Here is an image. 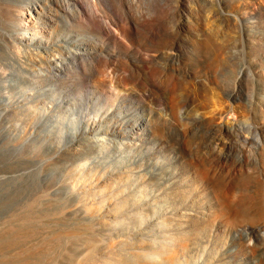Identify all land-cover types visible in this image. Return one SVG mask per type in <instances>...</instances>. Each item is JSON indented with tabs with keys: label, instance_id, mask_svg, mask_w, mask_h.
Wrapping results in <instances>:
<instances>
[{
	"label": "bare ground",
	"instance_id": "bare-ground-1",
	"mask_svg": "<svg viewBox=\"0 0 264 264\" xmlns=\"http://www.w3.org/2000/svg\"><path fill=\"white\" fill-rule=\"evenodd\" d=\"M16 1L18 2V0ZM40 1L41 4L39 5L38 3H35V0L33 4L28 5L25 9L21 8V6L20 9L23 10L20 12L17 11L16 13L14 12L15 14H11V16H14L9 18H13V22L16 26L13 25L19 29H26L31 21L38 19L40 21L45 10H47L50 14V17L47 16L50 18L48 21L52 24L54 29L52 30L51 28L48 30L46 27L42 31L47 37L45 42L48 43L49 38H53L52 33L57 30L59 22H61L66 28H69L70 34L61 39L62 42L71 45L75 49L73 52L70 50L71 48L69 49L65 47L69 50H66L64 53L69 55L70 60H74L71 62L77 73H82V66H79L77 64L79 62L76 63L75 61L82 58L85 59L84 56H89L90 58V55H94L97 51L110 52L112 55L114 51L103 44L102 38H111L115 41L120 35L117 36V34H115L116 29L113 30L114 28L112 29V26H109V22H106V20H100L102 19L99 18L101 15L99 16V14H97V9L99 8L98 0H88V2L86 1V4L82 3L81 0H71L74 2V5H72L74 6L73 10L72 8H69L70 5L66 4L67 1H65L67 6H64L65 4L59 5L57 2L58 0ZM217 1L220 2L222 6L227 7L229 3L234 0ZM45 2H48L50 7L45 5ZM146 2L149 3L148 0H122L121 2L126 14V25L123 23L124 26L121 28L123 34L121 35H132L136 38L138 36L140 38V35L143 36V41L147 45V50H145V54H142L143 51L140 53V50L138 54H133L130 59L129 66L131 68L129 72H126L128 69H122L125 68L126 65V62L122 61L125 63L121 68L123 73L121 71V73H118V69L117 71L115 70V72L122 75L119 76L114 72L119 79H117V77L115 79L116 82L112 79L113 83L110 82L109 86L110 90L112 89L113 92L115 91L116 99L120 98L124 100L123 98L131 95L135 100L140 98L139 100L143 103L140 105L138 104L140 101L137 100L138 105L136 104V108L137 113L139 114L136 116L135 124L130 127L129 130L122 131L116 126V124H112L108 127V131L112 135L119 137L123 136L127 139L131 138L142 143H147L153 147H168L169 150L171 149V152L174 153L175 159L179 165H181L184 170H187L186 179L181 183L177 190H171L172 193L169 195V198L173 203L179 206L181 212L179 214L177 213L178 215L176 216H165L163 219L161 218L162 220L156 222V230L160 227V230L163 232L162 235L160 234V237L156 236L158 239H154L155 241L153 242L151 241L152 239L150 242L143 241L142 237L145 234V231H135L132 229H125L124 232L121 231L114 238L111 236V230L118 227V218H121V215L124 216L123 213L128 208L130 202L129 195L128 197H124L116 191L117 193L114 195V198H110L109 195L112 192L111 187L105 189L104 185L100 183V180H96V182L93 183L82 179L79 182L76 181L75 183L73 181V184L64 186V189H66L64 199L60 198L61 196L54 198L56 197V194H58V192L54 194L56 190H53L54 192L49 191V189H45L48 191H35V185L39 182L38 180L41 179L38 178V180H36V175L34 173L27 174L26 172L28 169L26 168L24 169V171L26 170V174L19 172L18 170L23 169L19 166L16 167V171L19 173L9 175L11 172L8 174L7 171L8 177H5V171L2 172L3 174L5 173L4 177L0 178V185L2 188H6L7 191L4 194L11 197L12 201L14 199L18 203L16 204V208H13V210L11 209L7 214H3V216L1 215L0 217V264H176L177 252L184 248L185 245L203 243V233H206V231H211L212 234L209 235V240H213V242L220 238V235H230V237L226 239L229 241L226 242L225 240L226 243L224 242L221 258L211 262V264H264V83L260 80V77L264 74V22L254 20L253 22H249L242 26L240 34L241 41L239 44L242 50H244L242 52L243 57L241 59L240 52L233 53L232 57L229 56V62L242 60L241 65L238 66L240 71L251 80L253 84L252 87L255 85V89L253 87L251 90L254 91L249 101L261 112L260 129H262V132L259 133L258 129L255 127L242 126L238 123H234L232 127L230 126V128H226L223 125L215 124L214 121L209 119L191 117V111L194 105L193 90L190 91V89L193 88V85H191L192 80H195L197 83H201V80H196V75L193 72H190L187 68L185 71L184 69L180 70V61L176 54L183 43L181 40L182 37H180L181 34L190 29L187 11H185V8L184 10H178L175 8L178 19L174 18L177 21L174 24L172 23V27L168 23L170 26V28H168L165 25V19L170 14V11H167L162 7L159 9L157 6L158 11L156 10V14V11H153V15L152 13L151 15H146L145 12H140L143 9L139 8L140 5L142 6V4ZM164 3L165 1L163 4ZM259 10V13L264 15V6H260ZM171 12L173 13V11ZM116 17L118 16L116 15ZM108 20H111V18ZM120 25H122V22ZM80 27L86 28V33L79 30ZM90 31L96 32V35L90 36ZM118 34H120V32ZM26 35L28 34L26 33ZM128 37L129 36H127V38ZM13 38L29 43H36V39L33 36H23L20 38L15 36ZM121 38L122 37L119 39L122 41L125 39L124 37L123 39ZM9 41H7L8 44ZM130 41H132V39ZM7 42L4 41V43ZM126 42L128 45L129 41ZM10 43H12V41ZM139 44H142L143 46L145 45L143 43ZM129 45L132 44L130 43ZM100 56L103 57L104 55ZM100 56L98 58H100ZM209 57L210 56L207 58L205 57L207 62L204 63L212 61L213 64L211 62L208 64H212L214 67V64L218 63L216 62L218 57ZM52 59L54 58L52 57ZM105 59L108 61V58ZM117 59L120 58L117 56ZM86 61L90 60L87 59ZM65 62L59 58H55L52 62L50 61L52 71L49 72L50 75L47 74L46 77L42 74L45 77L44 79L59 81L60 77L58 74L56 75L55 72H64L66 70L64 68L67 67ZM83 62L85 63V61ZM113 62L110 64L111 67L115 66ZM191 63L195 62L193 61ZM90 64L95 65L92 64L91 61ZM105 65L107 64L105 63ZM116 68L117 67H115V69ZM209 68L210 69H208L206 75H204L206 78L211 79L214 78L217 73V71H215L216 65L214 68H211V66ZM102 69H105V67ZM109 70L111 72V69ZM92 72H94V76H96L95 80L98 78L97 76L100 74L102 76V73H105L100 72L95 68L91 73H88V75H91ZM110 75L114 74L110 73ZM159 75H164L167 89L166 91H158V93H155L156 90H153V88H155L153 82L156 81L155 78ZM41 77L42 76H40V78ZM162 77L156 79L158 81H164V79L160 80ZM100 78L102 80V77ZM110 78L113 77L111 76ZM108 79H105L106 83L109 81ZM61 80H63V78ZM99 80L100 79L98 78V82H105V80ZM126 82H129V84L131 83V89H118V85H113L114 83H122L125 85L127 84ZM69 90L72 91L73 86H68V90H65V92L68 93ZM178 90L182 91L179 95L177 94ZM122 91H126L127 94L122 93ZM160 103L161 106H163L165 116L168 119L164 122L153 123L151 122L153 109H158L157 106H160ZM222 113L223 109H218L213 115L215 118H219ZM144 116H147V118H144ZM91 125L95 126L93 122ZM3 133L4 132L1 134ZM3 135L9 137L7 134ZM60 139L61 138L53 141V144H55V152L60 151V147H58ZM23 143L24 140L21 141L19 139L16 146H12V148H9L10 150L7 151H17L18 155V152H20L18 151V148L22 147V150L24 148ZM4 152L5 151H2V154H4ZM15 153L16 152H14V154ZM22 155L20 157H15V159L20 165L23 163L22 165L24 166V163H33L32 160L34 161L36 152L34 148L27 149ZM6 156L7 155H5V157ZM12 161L10 159V164H12ZM63 162H65V160ZM7 165L9 164L7 163ZM35 166L34 168H36ZM9 168H11L10 165ZM10 171L12 170L10 169ZM37 171L35 173H38ZM13 172H15V170L12 171V173ZM40 176L42 175L40 174ZM125 178L126 175L122 178L115 177L112 181L116 185H122V183H125L126 181ZM43 182L41 180V183ZM61 184L63 183L61 182ZM58 187L61 188L62 185L61 187ZM2 188H0V190ZM30 190L31 193H28ZM4 196L5 195H3V197ZM3 204L6 205L7 203ZM6 206H8V204ZM136 211L137 209L135 212ZM127 214H129V212ZM133 215L131 214V216ZM128 218H130V216H128ZM73 228L76 231H79V233L69 232V230ZM148 233L149 232H147V234Z\"/></svg>",
	"mask_w": 264,
	"mask_h": 264
},
{
	"label": "rangeland",
	"instance_id": "rangeland-1",
	"mask_svg": "<svg viewBox=\"0 0 264 264\" xmlns=\"http://www.w3.org/2000/svg\"><path fill=\"white\" fill-rule=\"evenodd\" d=\"M65 1L68 2V3L66 2L67 5H70V7L69 6L68 7L70 9L72 8L73 10L74 7L72 6L74 5L73 1L58 0L57 2L59 5L62 4L64 5ZM81 1L84 4L88 2V0H81ZM98 1H99L98 3L99 6L98 4L97 6L99 8L97 7L98 8L97 14H99V16L101 15L99 18L102 19L100 20L101 21L106 20V22H109V26L110 27L112 26L111 28L112 29L114 28L113 30L116 29L115 34H117V36L119 35L120 36L115 41L111 38H102L103 44L106 47L110 48L112 51H114L112 55L110 52L97 51L94 55H90V58L89 56H87L88 58L84 56L85 59L82 58L83 60L80 59L81 61L80 60L75 61L76 63L79 62L77 63L79 66H82L81 67L82 73L80 72L77 73L75 72V68L72 65V62L74 60H70L69 55H66L67 53H64L66 52V50H69L70 48H71L70 50L73 52L75 51V49L71 45L62 42V39L70 34L69 28H66L61 22H59L61 24L56 22L58 23V25L56 24L58 28L57 30H55V32L53 31L52 33L53 38L52 39L49 38V41L47 43L45 42L47 40V37L44 35L42 31L46 27L48 28V30L51 28L52 30L54 29L52 24L48 21L50 19L48 18L50 17V14L48 13L47 10H45V13L43 17L40 18V21L39 19L33 20L30 22V24H28L29 26H27L26 29L24 28L19 29L15 27L16 25L13 22V18H9V17L14 16V15L11 16V14H15L17 11L20 12L21 10H23L20 9L21 6H22L21 8L25 9V7H27L28 5L33 4L35 0H18V2L16 0H0V20H1L0 32L2 31L1 32L2 34L0 33V53H1L0 54V130H1L0 131V178H3L5 175V173L3 174L2 172L6 171L5 177H8L7 171L8 174L11 172L9 175L12 174L15 175L19 172L25 173L26 170L24 171V169L26 168L28 169V171L26 172L27 174L34 173L36 175L35 176L36 180H38L39 178L42 180V182L44 181L43 183H41V180H38L39 184L36 183L35 185L36 188L34 189L35 191L36 190L48 191L45 189H49V191L56 190L54 194H56L57 192L58 194H56V197L54 198H58L61 196L60 198L63 199L65 198L66 195V189H64V186L73 184V181L76 183V181L79 182L82 179H85L87 181L94 183L96 182V180H100V183L104 185L105 189L111 187L112 192L109 195L110 198L111 197L114 198V195L117 192H119V194L124 197L125 196L128 197L129 195V199H130L129 206L126 209V211L123 213L124 216L121 215V218L120 217L118 218L119 219L117 222L118 227L111 230V234H112L111 236L115 238V236L118 235L121 231L124 232L125 229H132L135 231H145V234L142 237L143 241L150 242V240L152 239L151 241L153 242L157 240L158 237H160V234L162 235L163 232L160 230L161 229L160 227H158L159 229L157 228L156 230V226H157L156 222H159L165 216L166 217L176 216L181 212L179 206L173 203V201L169 198V195L172 193V191L177 190L181 185V183L186 179L187 170H184L181 167V165H179V163L175 159L174 153H172L171 149L169 150L168 147H163V148L153 147L147 143H142L140 141H136L131 138L127 139L123 136L119 137L116 135H112L108 131V127L111 126L112 124H116V126H118L122 131L129 130V128L135 124L136 116L139 114L137 113L136 104H137V100L140 101L139 100L140 98L135 100L130 95L123 98L124 100L120 98L116 99L117 97L115 96L114 93L115 91L113 92L112 89L110 90L109 86H110V82L113 83L112 79L115 80L118 77L117 75L119 76L122 75V74H118L120 71L122 72L124 69H128L127 71L125 70L126 72L130 71L131 67L129 65H130L131 57L133 56V54L136 55L140 51H141L140 53H142L143 51L142 54H145L146 52L145 50H147V45L146 43H144L143 41L144 38L141 35L140 38L139 36L136 38L133 37L132 35H125V34H124L125 36L121 35L123 34L121 28L124 26L126 20L125 18L126 14L124 12L125 10L123 9L121 3L122 0L121 1L98 0ZM148 1L149 3L146 2L144 3L145 5L144 4H142V6L140 5L142 8L139 6L140 9L143 10L145 9L144 11L142 10L140 12H145L146 15L149 14L151 15L153 11L154 12L156 10L158 11V8L160 9L161 7L165 8L167 11L169 10L170 11V14L168 15L169 18L167 17L165 19L167 21V22L165 21L166 23L165 25L168 28H170L169 24L172 27L173 24L177 21L174 19L177 18V13L175 8L178 10H184L185 8V11H187L188 20L190 23L189 28L192 30L189 29L181 34L180 37L183 38V39L181 38L183 43L181 44V47L179 48V51L176 54L178 55L177 57H179V61H180L179 66H181L180 70L184 69L185 71L188 69L190 72H193L196 75L197 77L196 80L197 79L198 81L201 80L202 83V84L200 82L197 83L195 82V80H192L191 85H193L192 86L193 88L191 89L189 88L190 91L193 90L192 93L194 96V105L191 111V117H201V118L209 119L214 121L215 124L223 125L226 128L227 127L230 128V126L232 127L234 123H238L241 124L242 126L255 127L258 129L259 133L262 132V129H260L261 112L260 110H258V108L255 107V105H252V103H250L249 101L254 91L251 90L253 87L255 89V85L252 87L253 84L251 80L246 75H243L244 73L240 71V68L238 66L241 65V61H242L241 59L243 57L242 52L244 51L242 50L239 44L241 41V35H240L241 28L245 24H248L249 22H253L254 20L264 22L263 19L264 15L259 13L260 6H264V0H234L231 3H229L227 7L222 6L220 2H218L217 0H148ZM164 1L165 3L163 4ZM35 3L36 4L38 3L39 5L41 4V1L36 0ZM66 4L64 6H67ZM45 5L50 7L48 2H45ZM119 5L121 6V8ZM157 11L155 12V14L157 13ZM171 11H173V13ZM153 14L154 13H152V15ZM45 15L46 17L47 16L48 17L46 18ZM116 15L118 17H116ZM110 18L111 20H108ZM118 20L122 22V25H120L121 22ZM10 25L12 26V30ZM80 28L79 30L81 31L84 32L87 31V29L84 27H80ZM28 32H30L31 34ZM117 32L118 33L120 32V34H118ZM26 33L28 35H26ZM90 34H91L90 36H93L96 35V32L90 31ZM15 36L19 38L23 36H33L36 39V43L20 41L19 39L13 38ZM127 36L129 37L127 38ZM120 37H122L121 39H123V37L125 38L123 40L124 42L119 39ZM8 38L9 40L12 41V43L13 42L14 43L13 44L10 43L11 41H9ZM129 39L130 40L132 39V41H130ZM4 41L5 42L9 41V44L8 42L4 43ZM126 41H129L128 45ZM130 43L132 45H129ZM139 43H143L146 46L145 45L143 46L142 44ZM126 45L130 47H127ZM60 47L62 48V50ZM235 52L241 53L240 54L241 61L229 62V58L232 57L233 53ZM99 54L104 56L101 57ZM202 55L203 56L206 55V56L203 57ZM99 56L100 58H98ZM117 56L120 59H117ZM208 56L210 57L214 56L216 58L218 57L216 61L218 63L214 64V67L216 65L215 71H217V73L215 74L214 78L211 79L205 77L206 72L208 71V69H210L209 67L211 66V68H214L212 65L213 64L212 61H210L212 64H208L210 63L209 61L208 63H204L207 62L205 57L207 58ZM52 57L54 59H52ZM104 57L108 58V61ZM55 58L56 59L59 58L64 62L66 60L65 65L67 67L64 68L66 70L62 73L55 72L56 75L58 74V76L60 77L59 81L52 79H48V80L44 79L47 76V74H49V72L52 71L50 67V61L52 62L53 60H55ZM87 59L90 60L91 63L95 65H91L90 61H86ZM218 59L220 62L218 61ZM126 60L129 61L127 62ZM45 61L47 62V64ZM83 61H85V63ZM111 61L114 63L115 66L113 67L110 66V64L112 63ZM122 61L126 62L127 66ZM193 61L195 63H191ZM105 63L107 65H105ZM108 65L111 68H109ZM124 65L125 68H122ZM94 67L98 69L100 72H105L104 73L105 75L102 73V76L100 74L97 77L100 79L99 81L105 79L107 80L109 78L108 79L109 81H107V83L106 80L105 82H98L97 81L98 78L95 80L96 76H94V72H92L93 75L92 74L88 75V73H91V71L95 69ZM101 67L102 68L105 67V69H102ZM115 67L117 68L115 69ZM108 68L111 69V72ZM108 70L111 74L114 75H110ZM115 70L118 73L115 72ZM40 76L42 77L40 78ZM111 76L113 78H110ZM262 76L260 77V80L263 81L264 83V74ZM61 77L63 78V80H61L62 79ZM100 77H102V80ZM159 77H162L160 78V80L164 79V81L163 80L158 81L157 79ZM156 78H155L156 81L154 80L155 82H153L155 87L153 88V90H156L155 93H158V91L160 92L166 91L167 84L164 75H159ZM117 79H119V77ZM126 83L128 85L127 84L123 85L122 83H114L113 85L116 86L118 85V89H123V88L131 89L130 87L131 83L130 84L129 82ZM70 85L73 86V90L72 91L69 90L68 93L65 92V90H68V86ZM181 92L182 91L178 90L177 94L179 95ZM122 93L127 94L126 91H122ZM142 103L143 102L140 101L138 104L142 105ZM159 105L161 106V103ZM160 106H157L158 109L156 108L153 109V116L151 115V122L153 123L164 122L168 119L165 116V110H163V106L161 107ZM218 109H223V113L220 115L219 118H215L213 113H215ZM144 118H147V116H144ZM92 122L93 124H95V126L91 125ZM2 132H4L3 134L9 135V137L8 136L5 137L3 134H1ZM59 138H61L60 139L61 142L59 141V145H58V147H60L59 148L60 151L55 152L54 151L55 144H53V141L58 140ZM19 139L21 141L24 140L23 143L24 148L23 150L21 149L22 147L21 148L19 147L20 149L18 148V151H20L18 152L20 154V155L18 154L19 155L18 156L17 151H14L16 152L14 154L13 151L11 152L7 150H10L9 148H12V146H16V143L17 141H19ZM132 143L133 144L135 143L137 145L135 144L133 145ZM31 147L34 148L36 152V157L34 158V161L32 160L33 163L36 161L34 163V166L36 164L35 166L36 168H34L33 163H27L28 165L24 163V166L22 165L23 163H21L20 165L15 159V157H20L24 152H26L27 149H32ZM2 151H5L4 154H2ZM58 153L61 156H59ZM5 155L7 156L5 157ZM3 157L5 158V160L6 159L7 160L5 161ZM10 159L11 161L13 160L11 162L12 164H10ZM64 160L65 162H63ZM7 163L10 165L11 168H9V165H7ZM19 166L20 168L23 169L18 170L19 171L18 172L16 171L17 169L16 167ZM10 169L12 171L15 170L16 173L15 172L12 173ZM31 169H33L34 171ZM36 171L39 174L35 173ZM40 174L42 176H40ZM125 175H126L125 183H122V185L121 184L116 185L113 183L112 181L113 178L115 177L122 178L125 177ZM46 178L48 181L46 180ZM60 181L64 185L61 184ZM58 186H60L61 188H59ZM0 188H2V186ZM5 192H7L6 188L3 187L0 190V208H2L0 209V217L1 215L3 216V214L4 215L7 214L9 211H11V209L13 210V208H16L17 206L16 204H18L16 200L13 199L12 201L11 197H9L8 195L6 196V194H4ZM28 193H31V190ZM3 195L5 196L3 197ZM3 203L5 204L7 203L8 206H6L7 204L4 205ZM10 203L11 204L14 203V204L11 205ZM4 206L6 207L7 210L5 209ZM134 209L135 210L137 209V211L135 212ZM133 211L135 214L133 213ZM128 212L129 214H127ZM131 214L134 215L131 216ZM128 216H130V218H128ZM69 232L79 233V231H76L74 228L70 229ZM147 232L149 233L147 234ZM211 234H212L211 231H206V233H203V238H204L203 243L201 244L198 243L195 245L194 244L185 245L184 248L179 250V252H177L176 254V264H211V262H214L215 260H219L221 258V254L223 253L222 251H223L224 242L226 239L230 237V235L229 236L220 235V238H218L216 241L214 239L215 242H213V240H209V235ZM227 241L229 240H226V242Z\"/></svg>",
	"mask_w": 264,
	"mask_h": 264
}]
</instances>
